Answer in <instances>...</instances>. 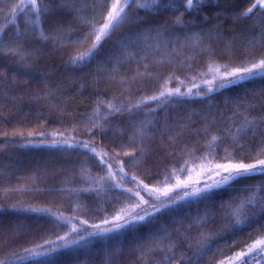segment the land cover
<instances>
[{"label": "trees", "instance_id": "obj_1", "mask_svg": "<svg viewBox=\"0 0 264 264\" xmlns=\"http://www.w3.org/2000/svg\"><path fill=\"white\" fill-rule=\"evenodd\" d=\"M161 2L176 7L156 13L128 9L132 17L142 18L141 23L121 25L113 40H102L99 53L83 65L68 61L90 46L92 36L83 44L23 41L31 52L26 67H21V57L0 53V88L12 98L0 106V260L5 264H219L264 238V174L257 173L206 196L178 200L148 222L90 237L86 244L53 257L29 259L30 254L24 252L63 235L71 225L56 226L54 216L16 209H48L71 219L77 228L88 229L91 224L111 227L103 219H111L115 210L131 203L130 193L113 186L120 177L96 183L105 173L91 154L66 145H46L54 139L94 142L123 164L124 187L133 191L138 189L133 187L132 176L149 188L164 187L185 173L179 171L185 162L188 171L209 152L215 163L225 162V149L231 162L264 158L260 154L264 127L239 135V145L229 135L243 116L264 115V76L225 88H219V80L212 85L200 83L210 78V64L224 70L225 65L243 67L264 58V10H254L250 18H244L240 13L253 0H205L196 12L185 11L183 0ZM21 4L28 0H0V26ZM74 7L85 18L95 16L99 27L107 2L79 0ZM29 15L34 18L30 8L23 13L16 8L21 31ZM179 17L184 24H176ZM43 27L54 35L52 19L45 17ZM81 27L82 31L72 34L73 40L87 33L89 25ZM13 29L9 25L6 31ZM116 37L127 42L114 47ZM162 85L172 90L180 87L182 93L191 88L192 94L167 98L155 111L142 105L103 118L108 101L123 106L139 103L158 95ZM209 86L216 91L208 92ZM47 108L60 110L61 116H50ZM89 117L100 121V128L93 127ZM212 135L220 139L209 149ZM139 191L143 196V190ZM251 195L257 202L245 206L244 222L236 225L233 209ZM154 243L157 246L149 248ZM257 262L264 264L260 260L253 264Z\"/></svg>", "mask_w": 264, "mask_h": 264}, {"label": "snow or ice", "instance_id": "obj_2", "mask_svg": "<svg viewBox=\"0 0 264 264\" xmlns=\"http://www.w3.org/2000/svg\"><path fill=\"white\" fill-rule=\"evenodd\" d=\"M79 0H28V4L16 5L12 9L11 19L7 20L4 26H0V53H8L14 56L21 57L23 63L21 67L29 66L31 52L23 46V41L29 39L43 40V41H58L60 43H81L83 44L88 36H92L93 39L90 42V46L81 51L78 55L71 56L69 58V63L77 66L83 65L91 62L95 56L101 50L102 40H113L114 33L121 27V25L129 22H135L137 24L141 23L142 18L137 15L132 17L128 9L146 10L149 12H159L163 9H171L176 7L172 2L162 3L161 0H106L107 11L103 17V21L100 23L99 27L94 23L96 17L85 18L81 14L82 10L74 7ZM205 3V0H183V7L185 11L196 12ZM16 8H19L20 12L23 13L25 8H30L31 14L25 19L27 27L24 31H21L16 19ZM254 10H264V0H253L251 5L244 11L240 13L241 17L250 18L254 14ZM48 17L52 19V31L53 34H49L45 31L43 27L44 18ZM69 17L73 23H69ZM176 24H184L182 17L177 18ZM12 25L14 29L11 33L6 31V28ZM65 25L67 28L65 29ZM83 25H89L87 33L85 36H76L73 40L72 34L77 31H82ZM39 33V35H33L34 33ZM264 35V32H262ZM127 41H122L119 37L115 38L114 47H121ZM27 53V55H24ZM209 72L213 73L211 78L206 81L208 85L214 84L217 80L221 81L219 83V88H225L229 85H234L242 83L244 81L255 78L256 76H264V58L259 59L257 62H252L249 65L243 67L229 68L227 65L224 66L223 72H221L218 66L213 64L209 65ZM135 79V77L133 78ZM169 81L172 77L168 78ZM179 81V78H176ZM183 84V81H179ZM199 87V85H194ZM216 91L215 87H208V92ZM192 94V89L189 88L186 92L182 93L180 87L174 90L168 89L165 86H161L158 95H152L146 99H142L139 103H132L128 106H123L120 102L108 101L105 107L108 112L104 115L106 120L108 115H116L123 112H130L134 108H140L142 105L148 106L150 111H155L157 108L161 107L163 103H167V98L172 96H188ZM12 98L7 94V92L0 88V106L4 103H8ZM153 102H157L153 104ZM264 103V99L261 100ZM14 107L16 105H13ZM96 114H99V102L96 108ZM2 115V113H0ZM88 122L93 125V127L100 128V121L89 117ZM264 127V115L258 117L249 118V116H243L242 122L239 127L235 128L234 131L229 130V135L232 141L239 145V135L249 134V130L255 131L257 128ZM101 131H104L101 128ZM141 134L143 131L141 130ZM71 137H66L62 141L53 140V144L50 146L66 145L68 148L82 150L84 154H91V156L96 161L98 167L105 176L96 183H102L104 179H113L115 177H120L113 186L121 189L124 192L130 193L129 200L131 203L124 204L119 209L114 211L111 219L104 218L102 223L104 225H111V227H101L100 224H91L88 227L95 229L94 231H89L86 228H77L75 224L71 223V219L62 218L61 215L51 212L48 209L41 208H27V209H16L18 211H26L31 213H40L48 216H54L56 226L61 224L71 225L68 230L63 235H58L56 239H46L43 244H36L34 248H26L24 252L29 253L27 257L29 259H39L41 257H53L57 253L72 248L74 246H79L86 244L90 237H104L108 236L110 233L119 232L124 229L131 228L135 225L142 224L150 221L151 218L155 217L157 213H160L165 208L171 207L179 200H185L194 197L206 196L207 193L213 190L222 189L229 186L232 182L244 178L250 177L257 173L264 174V158H255V162H231L227 154V149H225V156L223 159L224 163H215L214 166L208 167L207 171L212 175L204 181L201 187L192 188L189 191L177 192V195L170 196L171 192L177 189H188L191 183H199V180H193V177L188 173V178L186 180L176 179L175 184L171 188H164L163 190L159 188H149V185L143 181H137L135 176H132L130 180L133 182V187L138 189L133 191L131 188L124 187V179L127 177V173L124 172L123 164L119 161H115V157L109 156L104 149L99 148L94 142L89 143L85 141H73ZM220 139L217 135H212L211 141L209 142V149L212 147V143ZM125 155H129L127 151L124 152ZM260 154H264V147L260 149ZM211 153H207L202 157H198L197 160L204 161L208 160L211 165L212 160L209 159ZM214 159V157H212ZM115 166V171L113 168ZM188 168L187 162L181 166L179 171L186 172ZM176 170H173L175 173ZM215 177H220L215 179ZM208 180H212L208 183ZM18 191L21 189H17ZM84 191L89 189L85 188ZM143 190L148 193L151 197L155 194V201L150 203L149 200L145 199L140 195V191ZM99 191V190H98ZM161 196L168 199L161 200ZM136 197L138 199H133ZM257 202L256 196L251 195L246 197L244 201H241L233 209L232 215L234 217V222L236 225H240L244 222V209L246 205H253ZM147 206V207H146ZM264 207V205H262ZM80 223L87 224V221H80ZM157 245L154 243L149 245V248L154 249ZM163 251V249H160ZM13 255H20L19 253H13ZM21 258H25L21 256ZM143 259V257H141ZM260 260L264 261V239L257 240L255 243L247 246L245 250L236 252L234 255L230 256L227 261L221 260L220 264H253V261ZM0 264H5L4 260H0ZM44 264H49L45 261Z\"/></svg>", "mask_w": 264, "mask_h": 264}, {"label": "rangeland", "instance_id": "obj_3", "mask_svg": "<svg viewBox=\"0 0 264 264\" xmlns=\"http://www.w3.org/2000/svg\"><path fill=\"white\" fill-rule=\"evenodd\" d=\"M69 23H73V22H72L71 20H69ZM219 68H220L221 72H223V69H222L221 67H219ZM206 75H207V74H206ZM211 75H213V73L209 72V76H210V78H211ZM210 78L207 77L206 81H208ZM206 81H204V82H200V83H206ZM47 109H48L49 113H51L50 116H53V115L61 116V111H60V110H52V109H49V108H47ZM58 112H59V114H58ZM52 144H53V142L48 143V144H46V145L49 146V147H53V146H50V145H52ZM55 147H56V146H55ZM214 164H215V162L212 161V164L210 165V164L208 163V161H207V162H204V163H201V164H197V165H195V166H191V167L188 169L187 172H185L184 174H179L178 176H176V177L173 179V181H172L171 183H168V184H166L164 187H160L159 189L163 190L164 188H171V187L175 184V180H176L177 178L180 179V180H182V181H183V180H186V179L188 178V173L191 174V176L193 177V180H194V181H195V180H199L200 182H199V183H191V184H190V187H189L188 189H177L176 191L171 192L169 195H170V196H175V195H177V194H176L177 192L189 191V190H191L192 188H198V187H201L202 184L204 183V181L208 178V176L212 175L211 173H209V172L207 171V168H208V167H212V166H214ZM219 178H220V177H215V179H219ZM211 182H212V180H208V183H211ZM143 197H144L145 199L149 200L150 203H153V202L158 203V201H155V194H154L153 196L150 197V196L148 195L147 192L143 191ZM195 198H199V197H194V198H192V199H195ZM166 199H168V198L161 196V200H166ZM189 199H190V198H189ZM177 200H179V197L177 198ZM185 200H188V199H185ZM88 229H89V227H88ZM90 230H93V229L90 228ZM262 239H264V238H262ZM262 239H260V240H262ZM225 261H227V260H225ZM260 263H261V262H257L256 264H260ZM219 264H220V263H219Z\"/></svg>", "mask_w": 264, "mask_h": 264}]
</instances>
